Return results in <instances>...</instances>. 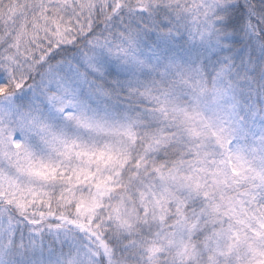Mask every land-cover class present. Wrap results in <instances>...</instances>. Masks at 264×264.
I'll return each mask as SVG.
<instances>
[{
    "label": "snow or ice",
    "instance_id": "obj_1",
    "mask_svg": "<svg viewBox=\"0 0 264 264\" xmlns=\"http://www.w3.org/2000/svg\"><path fill=\"white\" fill-rule=\"evenodd\" d=\"M0 264H264V0H0Z\"/></svg>",
    "mask_w": 264,
    "mask_h": 264
}]
</instances>
